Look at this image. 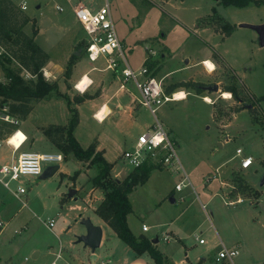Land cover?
Returning <instances> with one entry per match:
<instances>
[{
    "label": "rangeland",
    "instance_id": "rangeland-1",
    "mask_svg": "<svg viewBox=\"0 0 264 264\" xmlns=\"http://www.w3.org/2000/svg\"><path fill=\"white\" fill-rule=\"evenodd\" d=\"M9 1L19 10L20 18L29 19L22 30L48 53L49 59L62 63L60 70L53 69L51 75L43 71L46 64L42 68L46 80L61 82L57 85L61 93L72 102L79 96L98 95L100 89H90V94L88 89L80 92L91 82L87 74H82L80 90L76 87L79 80L73 86L81 72L87 70L107 84L109 103L120 113L118 123L114 117L99 121L91 115L95 109L87 103L81 110L77 109L78 123L80 117L81 121L76 137L84 148L93 140L104 141L110 161L105 159L113 164L110 173L114 178L120 181L133 169L121 160L120 154L133 144L138 134L151 129L155 117L174 143L188 182L176 191L174 185L181 180L180 171L163 165L152 170L147 181L137 185L129 195L132 212L127 222L131 231L136 236L143 233L158 239V249L184 259L186 246L191 264H230L215 259L220 240L226 247L239 248L234 264H241L243 258L247 264H264V182L261 183L264 101L257 100L264 93V47L259 45L254 30L238 26L264 23V5L249 3L236 7L219 0H110L112 19L130 66L139 68L144 58H149L159 66L154 76L161 80L167 95L180 90L187 92L184 99L162 104L154 117L148 108L135 101L139 92L133 83L126 85L129 91L119 89V77L105 69L102 57L95 61L86 58L84 33L72 7L79 1L87 4L88 0H25L26 10L19 8L21 0ZM100 4L101 0L93 3ZM56 5L63 10L58 11ZM224 22L235 25L229 35H224L221 29ZM4 49L0 44V52ZM206 58L215 64L212 72L203 64ZM73 73L76 77L69 81ZM20 75L25 80L34 78L23 68ZM0 80L6 81L1 68ZM188 82L202 83L201 90L180 85ZM213 84L218 85L217 91L207 88ZM172 86H176L175 92H167ZM226 86L236 88L239 101L232 95L223 96ZM52 97L57 99L53 103L37 104L17 124L0 121V139H5L16 127L28 128L36 135L34 138L39 128H50V140L60 136L61 132L55 130L58 125L47 124L63 123L70 113L62 97L55 93L48 95V99ZM119 104L121 109H117ZM0 105L8 108L1 98ZM108 112L104 104L98 112L99 118ZM107 133L120 141L119 146L104 140ZM40 143L43 146L32 149L55 151L45 141ZM237 148L242 149V156L252 157L253 163L248 168H240V157L235 155ZM63 157L60 170L52 176L23 178L26 194L21 198L11 191L17 182L12 181L10 189L0 182V206L6 209L0 214L4 223L0 234V264H50L51 261V264H90L87 253L97 254L94 264H124L136 255L93 209L102 192L91 182L95 168L87 161L79 163L71 154ZM79 168L83 172L75 182L70 176ZM70 189H76L72 197H68ZM237 199L241 201L236 202ZM201 204H206V208L202 209ZM13 212L19 213L18 219L9 218ZM86 218L93 224L99 221L102 236L93 251L87 247L83 263H77L68 258L76 251L84 253L77 237L81 235L78 230L85 229L81 221ZM50 220H53L51 227ZM143 224L147 231H142ZM173 227L180 233L181 243L174 237L168 242L163 239ZM199 232L203 244L195 239ZM35 252H39L38 257L33 256ZM136 257L154 264L147 252Z\"/></svg>",
    "mask_w": 264,
    "mask_h": 264
},
{
    "label": "trees",
    "instance_id": "trees-1",
    "mask_svg": "<svg viewBox=\"0 0 264 264\" xmlns=\"http://www.w3.org/2000/svg\"><path fill=\"white\" fill-rule=\"evenodd\" d=\"M219 2L236 7H244L249 3L264 5V0H219ZM17 11L19 10L11 1H0V44L5 48L0 54V68L6 79L5 82H0L2 104L8 106V113L11 116L24 119L37 101L48 97L51 93L62 97L66 101L70 115L66 125L55 127V130L61 132V135L52 138L51 142L64 156L71 153L76 159L87 161L88 165L95 168L96 174L92 177L91 182L94 187L100 188L103 192V197L98 202L95 212L136 255L147 252L154 264H174L152 243V239L143 234L136 236L127 222V216L132 212L130 193L137 185L147 181L152 170L161 169V166L144 162L133 168L124 179L118 181L110 173L113 164L105 159L101 150H96L95 144H90L86 148L80 145L73 135V130L78 123V111L75 104L91 96H79L72 102L67 95L58 90L56 83L49 82L44 78L42 68L48 61L49 55L35 42L32 36L22 30L29 19L26 16L20 18ZM234 26L229 22H224L221 26L224 35H229ZM145 65L152 70V75L159 70V66H155L153 60L145 61ZM21 68L34 78L25 80L20 75ZM180 85L200 91L202 83L188 82ZM175 87L172 86L167 92H173ZM224 90V92H230L236 100H240L234 86H226ZM257 100L264 101V93ZM44 133L50 136V128L45 129ZM79 173V170L74 171L70 178L75 180ZM171 193L170 191L169 194Z\"/></svg>",
    "mask_w": 264,
    "mask_h": 264
},
{
    "label": "built area",
    "instance_id": "built-area-1",
    "mask_svg": "<svg viewBox=\"0 0 264 264\" xmlns=\"http://www.w3.org/2000/svg\"><path fill=\"white\" fill-rule=\"evenodd\" d=\"M95 2L96 0H88V3L84 4L79 1L72 7L73 15L81 25L84 33V54L86 58L95 61L102 57L105 62V69L119 76V88L121 90L129 91L126 85L130 82L133 83L139 92V97L135 98V101L148 108L155 117L157 109L162 104L173 101L174 93L167 95L161 80L151 74L150 69L145 65V61H149V58L147 60L144 58L139 68L134 69L130 66L112 19L110 0H101L99 6H94L93 3ZM18 6L21 10H26L27 2L21 0ZM56 9L58 11L63 10L59 5H56ZM0 121L12 124L18 123V119L8 113V108L5 105H0ZM18 130L16 127L4 141L7 143L9 141L8 137L15 135ZM12 148L16 151L19 146H12ZM242 153L241 148L236 149L235 155L240 157V168H248L252 165L253 159L249 155L242 156ZM63 158V154L58 151H22L10 161L0 163V182L6 188H9L12 181L17 182V185L11 188V191L15 197L21 198L26 194V187L22 184L23 178L40 176L46 166L52 164L60 166ZM120 158L133 168L144 162H152L160 166L163 165L167 169L180 171L181 180L174 185L176 191L182 190L188 182L186 173L178 159L175 145L168 137L163 124L156 117L151 129L138 134L133 144L122 151ZM25 204L24 201L23 205ZM201 207L205 209L206 204H201ZM48 225L49 227L53 226V220H50ZM3 226L4 223L0 219V230ZM141 228L142 231L147 230V226L144 224ZM198 242L200 244L204 243L203 238H198ZM217 245H221V247L218 249L215 259L234 264L233 259L239 254V248L234 245L226 247L222 242H218Z\"/></svg>",
    "mask_w": 264,
    "mask_h": 264
},
{
    "label": "crops",
    "instance_id": "crops-1",
    "mask_svg": "<svg viewBox=\"0 0 264 264\" xmlns=\"http://www.w3.org/2000/svg\"><path fill=\"white\" fill-rule=\"evenodd\" d=\"M259 23H261V22H259ZM259 23H257V24H259ZM67 53H65L64 55H66ZM206 59H209V58H206ZM206 59H204L203 60V62L206 60ZM211 60V59H210ZM80 60H78V61H76V63H74V67L73 68H75V66L78 64V62H79ZM46 65L44 66V70L43 71H45L46 73H48V74H53V69H55V71L56 72H58L59 70H60V68H61V64L62 63H59L58 61L56 62V61H53V60H51V59H48V62L47 63H45ZM50 67H51V69H50ZM55 67V68H54ZM95 67H92V69H94ZM113 73V72H112ZM82 74H87L88 76H89V78H90V80L92 81L90 84H88L87 85V87H86V89L84 90V91H87V89H88V91L90 90V89H96V90H93V91H97V89H100V92L98 93V95H91V97L90 98H88V99H84V101H82L81 103L79 102V103H76L75 104V107L77 108V109H79V110H81V108L85 105V104H89L90 105V107L92 108V109H95V110H92V113H91V115H95V114H97L99 111H100V109L102 108V106L105 104V105H107V107H108V110H109V112L106 114V116L104 117V119H102V121H105V120H107L109 117H114L115 118V123L117 124L118 123V121H117V119L120 117V113L119 112H117V110H116V106H114V107H112V105L113 104H111L110 105V103H109V99L107 98V84H105V81L104 80H101V78H99V77H92L91 75H90V71L89 70H87V71H84V72H81V74L79 75L80 77H83L84 75H82ZM117 77H119L118 75H116ZM76 77V73L74 74H72V76H71V78L70 79H68L69 81H73V79ZM80 77H78L76 80H75V83L73 84V86H75V84H76V82L78 81V80H80L79 78ZM57 79V78H56ZM58 82V84L57 85H61V82L60 81H57ZM120 89V88H119ZM83 91V92H84ZM186 92V91H185ZM90 93H92L91 92V90H90V92H89V94ZM187 93V92H186ZM57 98H54V97H52V99L51 98H49L48 99V97H45V98H43V99H41V100H39V102L38 103H36L35 105H33V107H32V109L30 110V111H32L33 110V108H34V106H36L37 104H40V103H53V101L54 100H56ZM122 108V106L119 104L118 105V107H117V109H121ZM131 108H129V110H130ZM68 110V109H67ZM31 114V113H30ZM96 116V115H95ZM67 119H68V117H67ZM67 119H66V121H64L63 123H48L47 125H61V126H64V125H66V123H67ZM19 120V119H18ZM79 120V119H78ZM80 121H81V117H80ZM80 121H79V123L75 126V128H74V130H73V135H74V137L77 139V141L79 142V140H78V138L76 137V131H77V128H78V125L80 124ZM100 121V120H99ZM18 128V127H17ZM38 128V127H37ZM19 129V128H18ZM20 131H22L23 132V134H24V136H25V138H24V140L22 141V143L20 144V146H19V148H18V150H16V151H14L13 150V148H12V144H10V143H6L5 141H4V139H0V142H1V145H0V163H3V162H8V161H10L11 159H13V158H15L16 156H17V154L18 153H20V152H22V151H38V150H33L32 149V147H41V146H43L40 142L41 141H45L46 143H48V144H50V146L51 147H53L54 149H55V151H53V152H57V149H56V147L51 143V140L48 138V136L44 133V129H41V128H39V130H37L38 132H37V137L36 138H34L36 135H34V133L32 132V131H30L28 128H25V129H19ZM107 138H104V140L106 139V140H109V141H111L112 143H114V144H117L118 146H119V140L116 138V137H114V136H112L110 133H107L106 135H105ZM36 139V141H37V143H35L34 145H33V142H34V140ZM29 141H30V143H29ZM3 143H5V144H3ZM80 143V142H79ZM95 144V147H96V150H101L102 152H103V156L106 158V159H108V152L107 151H105V148H104V141H101L100 139H96V140H93L91 143H89L88 144V146L90 145V144ZM133 143V142H132ZM131 143V144H132ZM4 145V146H3ZM33 145V146H32ZM87 146V147H88ZM131 146V145H130ZM84 148V147H83ZM86 148V147H85ZM40 152V151H39ZM69 154H71V153H68L67 155H69ZM72 155V154H71ZM74 157V156H73ZM75 158V157H74ZM75 160H77L79 163H81V161L80 160H78V159H76L75 158ZM108 161H110V159H108ZM60 170V166H59V169L57 170V172ZM79 171H80V173L77 175V177H76V179L74 180L75 182H76V180L78 179V176H80V174H82V172H83V170H81L80 168L78 169ZM86 171V170H85ZM57 172H55V173H57ZM54 173V174H55ZM116 176V175H115ZM93 177V176H92ZM40 178V177H39ZM92 189H94V187H92ZM172 192V191H171ZM174 193V192H173ZM209 194V193H208ZM102 197H103V192H101V194H100V197H99V201L102 199ZM98 201V202H99ZM174 201H175V199H174ZM239 201V200H238ZM237 201V202H238ZM27 204H25L24 206H26ZM95 208H96V206H94L93 207V209L95 210ZM6 211V209H4V205H2V206H0V214H3L4 212ZM11 214V215H10ZM9 218L12 220H16V219H18L19 218V213H17V212H13V213H9ZM129 215V214H128ZM127 218H128V216H127ZM103 221V220H102ZM99 221H96L94 224H96V225H100V223H98ZM104 222V221H103ZM25 223V222H24ZM2 231L3 230H1L0 231V234L2 233ZM147 231V230H146ZM78 233L79 234H84L85 233V229H80V230H78ZM141 234H143V233H141ZM143 235H145V234H143ZM146 237H148L149 239H151V236H148V235H145ZM172 237H174L178 242H182V238H181V235H180V233L178 232V230L176 229V228H171V229H169V231H167L166 232V234H165V236L163 237V239L166 241V242H168L169 241V239L170 238H172ZM199 237H201V232H199L198 234L196 233L195 234V239L197 240V242H198V238ZM216 242H218V241H216ZM220 242H222L221 240H220ZM82 243V242H81ZM199 243V242H198ZM223 243V242H222ZM155 245H156V247H158V239H157V242L156 243H154ZM200 244V243H199ZM203 244V243H202ZM233 244V243H232ZM231 244V245H232ZM236 244V243H235ZM215 245H216V243H215ZM82 247H83V252L84 253H82V254H80L79 252H77L76 251V253L75 254H69V260H71V261H74V262H76L77 261V263H83V261H84V258L86 257V255H84V254H86L87 252H86V250H88V248L86 247V246H84L83 245V243H82ZM90 249V248H89ZM185 252H184V255H185V259L184 258H182V257H178L177 255H176V253L174 254V253H169V252H167V251H163V254H165L174 264H186L187 262H188V264H191V262L192 261H189L188 260V257H187V255H188V253H189V249L185 246ZM79 250V249H78ZM160 250V249H159ZM79 251H81V250H79ZM81 251V252H82ZM161 251V250H160ZM94 255V256H93ZM33 256L34 257H38L39 256V252H35V253H33ZM87 256L89 257V260H90V264H94L95 262H96V260H97V254L95 253H87ZM0 259H1V257H0ZM196 259H197V257H196ZM186 260V261H185ZM201 260H204V257L202 256L201 257ZM136 261H139V262H141L142 264H146V263H144V261H142V259H140V257H136V255L133 257V258H131V259H129L126 263H124V264H131V263H133V262H136ZM53 261H51V263H52ZM194 262V261H193ZM50 263V264H51ZM240 263L241 264H247L248 262H247V260H245V258H243V259H241V261H240Z\"/></svg>",
    "mask_w": 264,
    "mask_h": 264
},
{
    "label": "water",
    "instance_id": "water-1",
    "mask_svg": "<svg viewBox=\"0 0 264 264\" xmlns=\"http://www.w3.org/2000/svg\"><path fill=\"white\" fill-rule=\"evenodd\" d=\"M239 27H246L254 30L258 35L259 45L264 47V23L259 24H250V23H240ZM202 87V86H201ZM211 91H217L218 85L213 84L212 86L207 87ZM59 169L58 164L48 165L43 169L42 174L39 176L40 178H47L52 176ZM264 182V179L261 183ZM76 189H70L68 193V197H72L75 193ZM171 201L174 202V198H171ZM81 223L85 226V233L81 234L77 237V242H82L84 246L90 248V250H94L100 243L102 230L98 225H94L90 219L86 218L81 221ZM157 239H152V243H156ZM94 256V255H93ZM131 264H142L139 261L133 262Z\"/></svg>",
    "mask_w": 264,
    "mask_h": 264
},
{
    "label": "bare ground",
    "instance_id": "bare-ground-1",
    "mask_svg": "<svg viewBox=\"0 0 264 264\" xmlns=\"http://www.w3.org/2000/svg\"><path fill=\"white\" fill-rule=\"evenodd\" d=\"M203 64L205 65V67L209 70V71H213L214 69H215V64L210 60V59H206L204 62H203ZM84 79V76L81 78V80H79V82H78V84H76V87L78 88L79 86V83H81V81ZM92 82V81H91ZM90 82V83H91ZM89 83V84H90ZM79 90H80V88H78ZM85 90V89H84ZM84 90H80V91H84ZM223 96L225 97V98H230L231 97V93L230 92H223ZM187 97V93L185 92V91H183V90H180V91H177L176 93H174V98H173V100L174 101H176V100H180V99H184V98H186ZM206 100L209 102H211V100H208V98H206ZM102 109V108H101ZM100 109V110H101ZM96 115V118L98 119V120H100V121H102V119H104V118H99V116H98V113L97 114H95ZM9 141H8V143H10V144H12L13 146H20V144H21V142L23 141V139H24V134H23V132L22 131H20V130H18L16 133H15V135L13 134V135H11L9 138ZM239 201H241V200H239Z\"/></svg>",
    "mask_w": 264,
    "mask_h": 264
}]
</instances>
